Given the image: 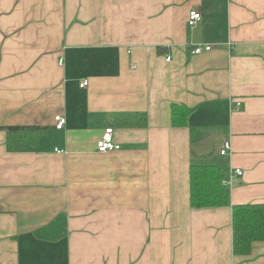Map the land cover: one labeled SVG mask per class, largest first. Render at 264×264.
Returning <instances> with one entry per match:
<instances>
[{
    "label": "crops",
    "instance_id": "crops-1",
    "mask_svg": "<svg viewBox=\"0 0 264 264\" xmlns=\"http://www.w3.org/2000/svg\"><path fill=\"white\" fill-rule=\"evenodd\" d=\"M191 164L241 171L228 206L190 207ZM241 204H264V0H0V264H264L232 253Z\"/></svg>",
    "mask_w": 264,
    "mask_h": 264
},
{
    "label": "trees",
    "instance_id": "trees-1",
    "mask_svg": "<svg viewBox=\"0 0 264 264\" xmlns=\"http://www.w3.org/2000/svg\"><path fill=\"white\" fill-rule=\"evenodd\" d=\"M192 110L174 104L170 108V124L174 128L188 127L187 121ZM137 116H114L123 125H141L133 122ZM123 121V122H122ZM190 141L198 142L204 133L188 127ZM36 138L30 132L13 131L6 135V145L10 150H21L35 146ZM189 204L191 208H214L229 205V187L223 181L225 174L214 165L191 164L189 167ZM231 207V248L237 256L250 253L255 242H264V204H241Z\"/></svg>",
    "mask_w": 264,
    "mask_h": 264
},
{
    "label": "built area",
    "instance_id": "built-area-1",
    "mask_svg": "<svg viewBox=\"0 0 264 264\" xmlns=\"http://www.w3.org/2000/svg\"><path fill=\"white\" fill-rule=\"evenodd\" d=\"M201 21V14L196 11V10H191L188 12V16H187V25L189 27H194L198 22ZM210 50V46L209 45H198L196 47H194V49L192 50L191 54L192 55H199L203 52H207ZM170 58L166 57V61H169ZM62 61H59V64H61ZM87 86V81L84 80L79 84L80 88L86 87ZM66 124V120L63 116L61 115H56L54 117V129L55 130H61L64 128ZM119 149V145L116 144L113 140V136H112V128L108 127L106 128L101 137L98 139V141L96 142V151L98 153H107V152H111V151H116ZM230 151V143L229 142H223L220 149H219V154L221 156L227 155ZM241 175V171L238 169L233 170L230 174L229 177L223 181V183L225 185H227L229 183V180L231 178H233L234 176H240Z\"/></svg>",
    "mask_w": 264,
    "mask_h": 264
}]
</instances>
